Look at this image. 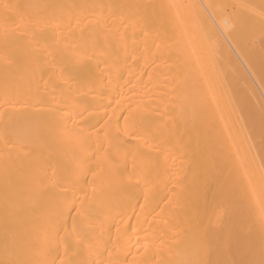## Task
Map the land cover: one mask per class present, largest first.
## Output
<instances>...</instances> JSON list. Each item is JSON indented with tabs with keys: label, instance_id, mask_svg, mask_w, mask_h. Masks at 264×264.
<instances>
[{
	"label": "bare ground",
	"instance_id": "1",
	"mask_svg": "<svg viewBox=\"0 0 264 264\" xmlns=\"http://www.w3.org/2000/svg\"><path fill=\"white\" fill-rule=\"evenodd\" d=\"M0 264H264V0H0Z\"/></svg>",
	"mask_w": 264,
	"mask_h": 264
},
{
	"label": "rangeland",
	"instance_id": "2",
	"mask_svg": "<svg viewBox=\"0 0 264 264\" xmlns=\"http://www.w3.org/2000/svg\"><path fill=\"white\" fill-rule=\"evenodd\" d=\"M239 185H240V184H239ZM240 186H241V185H240ZM239 188H240V187H239ZM241 188H242V187H241ZM241 188H240V190H241ZM241 191H242V190H241ZM239 192H240V191H239ZM242 193H243V192H242ZM241 197H242V195H241ZM241 197H240V198H241ZM240 200H241V199H240ZM242 202H243V201H242ZM239 204H241V203H239ZM242 204H244V203H242ZM238 206H239V205H238ZM240 206H245V205H240ZM240 208H243V207H240ZM238 210L240 211L239 207H238ZM243 210H246V211H247V209H244V208H243ZM253 210H254V209H252L251 211H253ZM243 213H244V212H243ZM252 213H253V212H251V214H252ZM247 214H248V213H247ZM252 215H253V214H252ZM254 215H258V214H254ZM248 216H250V215H248ZM248 216H247V217L245 216V217H246L247 219H251V218L253 219V217H248ZM254 218H256V217H254ZM258 218H259V215H258ZM253 221H254V220H253ZM253 221H252V222H253ZM252 222H251V223H252ZM258 222H259V221H258ZM245 223H246V222H245ZM249 224H250V222H249ZM246 225H247V224H246ZM248 226H249V225H248ZM245 229H247V228L245 227Z\"/></svg>",
	"mask_w": 264,
	"mask_h": 264
},
{
	"label": "snow or ice",
	"instance_id": "3",
	"mask_svg": "<svg viewBox=\"0 0 264 264\" xmlns=\"http://www.w3.org/2000/svg\"><path fill=\"white\" fill-rule=\"evenodd\" d=\"M125 119H126V121H127V120H128V117H126Z\"/></svg>",
	"mask_w": 264,
	"mask_h": 264
}]
</instances>
